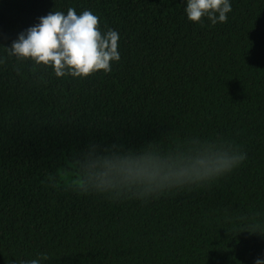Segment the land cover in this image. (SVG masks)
I'll list each match as a JSON object with an SVG mask.
<instances>
[{"label": "trees", "instance_id": "1", "mask_svg": "<svg viewBox=\"0 0 264 264\" xmlns=\"http://www.w3.org/2000/svg\"><path fill=\"white\" fill-rule=\"evenodd\" d=\"M229 3L212 25L187 0H0V264L264 260V0ZM69 8L119 34L110 73L10 54Z\"/></svg>", "mask_w": 264, "mask_h": 264}, {"label": "clouds", "instance_id": "2", "mask_svg": "<svg viewBox=\"0 0 264 264\" xmlns=\"http://www.w3.org/2000/svg\"><path fill=\"white\" fill-rule=\"evenodd\" d=\"M231 10L229 0H187L186 14L192 22L202 23V18L207 17L215 25L227 22ZM118 41L116 31L109 29L106 34L101 33L99 18L91 11L77 15L75 9L69 8L66 16L56 11L41 18L40 24L30 28L26 36L21 34L9 51L17 58L53 67L57 78H87L100 71L111 72L112 62L120 60ZM244 159L243 154L230 150L218 153L200 162L203 172L197 178L226 173ZM30 264H39V260L34 259ZM256 264H264V260L258 259Z\"/></svg>", "mask_w": 264, "mask_h": 264}]
</instances>
